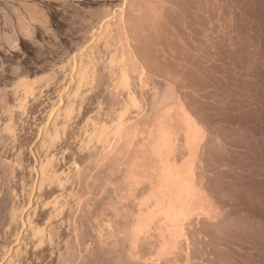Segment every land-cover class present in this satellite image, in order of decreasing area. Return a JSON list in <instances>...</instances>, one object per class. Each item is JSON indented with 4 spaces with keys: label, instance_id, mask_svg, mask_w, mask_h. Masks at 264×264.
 Returning <instances> with one entry per match:
<instances>
[{
    "label": "bare ground",
    "instance_id": "6f19581e",
    "mask_svg": "<svg viewBox=\"0 0 264 264\" xmlns=\"http://www.w3.org/2000/svg\"><path fill=\"white\" fill-rule=\"evenodd\" d=\"M64 1L69 5V0ZM74 1L76 0L71 3ZM109 1L103 2V8L98 10L95 17L85 16L81 19L86 22L82 28L85 36L83 35L82 42H78L75 48L64 56L61 76L51 72L39 77L20 78L11 89L15 93V103L11 101L7 89L0 88V111L8 113L4 130L6 135L10 136L15 135L19 129L17 110L29 108L28 102L30 98L35 97L38 84L44 86L56 79H64L60 80L62 88L51 106L48 121L41 126L36 146L42 150L59 141L68 140L72 123L83 112L86 101L93 94L99 96L96 111H87L81 121L79 147L72 151L73 164L70 168L57 166L56 156L49 152L45 155L39 153L37 157L31 156L35 157L34 163L37 161V166H31L33 163H29L26 167L29 169L31 166L30 173L31 169L36 171L35 179L32 175L33 187L36 186L41 195L49 194L45 195V202L42 198L43 204L46 205L43 207L48 209L44 211V221L35 218L36 211L31 210L33 213L30 211L28 215L26 213V220L22 219L23 226L28 227L27 233L31 231L35 241L46 247L45 244H52L59 234L53 225L55 216L69 209L75 239H67L65 250L60 251L58 264H86L89 256L100 251L112 257L114 261L118 260L119 264H182L186 259L188 261V258L182 257L189 255L185 254L188 250H185L184 246L180 247L184 245L185 239L183 241L181 237V242L178 240L177 243L178 247H171V253L165 238L170 233L169 226L176 225V222L171 221L174 217L179 226L181 223L178 224V221L182 222L180 216L190 214L189 210L183 212L191 203L186 206L183 204L189 203L186 196L190 199L189 195L195 194V191L193 195L192 191L188 193L196 189L190 184V179L196 175L195 172H198L199 176V170L200 175L202 174V169H198L201 166L197 165L202 163V159L198 152L193 150L200 140L203 141L204 130L199 127L198 121L195 122L192 111L186 109L177 80L173 77L158 79L156 70L154 71L155 60L151 59L149 51L157 42L156 27L161 24L158 20L165 8L164 0H114L107 4ZM78 3L87 1L78 0ZM52 5V0H0V17L9 24L8 29L0 33L2 59L9 56L5 54L3 44L13 52L12 56H18L21 50H39L40 45L38 47L37 44H41V41L37 28L53 31V22L60 19L56 10L47 12L46 7L50 8ZM76 6L80 8L78 4ZM51 20H54L53 25ZM202 144L204 143L201 142ZM201 145L199 144L198 148L203 149ZM198 148L197 151L200 149ZM22 150L23 148L16 158L21 166L25 163ZM30 151L33 153L31 149ZM30 151L28 152L31 155ZM193 156L199 157L201 161L196 160V163ZM10 162H0L5 178L11 176L14 168ZM18 168L20 170V167ZM24 179L21 182L23 185ZM193 201L195 200L192 199V203ZM14 203L9 215L17 220L24 215L23 206ZM192 207L191 210L194 209V206ZM175 209L176 215L173 211ZM182 209L183 211H180ZM157 210L160 216L165 214L166 219L171 218L169 221L172 224H167L164 230H169L166 237L165 232H162L166 224L160 225L164 217L162 216L163 220L159 222V212H154ZM171 210L175 216L171 215ZM150 211L160 218L154 219L163 229L159 228L153 219V212L152 219L156 223L148 219L149 215L146 214ZM178 213H182L179 214L180 220L176 217ZM145 215L148 218H145ZM147 219L149 222L152 220L154 225L150 222L152 227L147 226V230L145 226V232L143 225L145 221L148 225ZM15 220L13 221L16 222ZM20 223L18 226L17 222V226L21 230ZM182 223L184 224V220ZM176 229L182 230L183 227ZM173 232L174 230L171 233ZM175 234L173 233L175 240L179 239L180 235L177 238ZM173 235L170 237L173 238ZM174 244L176 245V241L172 242V246ZM164 245L169 247L164 249L170 252L169 255L164 254L166 251H161L163 248L159 251ZM146 250L151 254L144 257ZM162 253L164 257L161 256ZM12 255L8 261L15 264L17 258L13 255L14 260ZM190 262L188 261V264Z\"/></svg>",
    "mask_w": 264,
    "mask_h": 264
},
{
    "label": "rangeland",
    "instance_id": "374dc122",
    "mask_svg": "<svg viewBox=\"0 0 264 264\" xmlns=\"http://www.w3.org/2000/svg\"><path fill=\"white\" fill-rule=\"evenodd\" d=\"M52 1L53 5L46 7V10L50 13L53 9L56 10L60 19H57L58 22L55 20L57 23L50 21L51 25L54 23L53 31L37 28L41 41V44H37L38 47L40 45L39 50H21L18 56H12L13 52L3 44L5 54L9 56L4 59L0 57V88L7 89L13 103L17 100L11 89L20 78L39 77L51 72L62 75L64 56L73 50L78 42H82L85 36L82 28L86 22L81 19L94 16L107 0H86L87 3L74 1L78 6L86 4L79 6L80 8L74 2L71 3L72 0H69V5L63 0ZM112 1L114 0L107 4ZM164 3L165 8L161 15L163 20L160 17L158 23L160 21L161 24L156 27L157 42L149 51L151 59L155 60L154 71L156 70L158 79L173 77L177 80L186 109L192 111V117L197 119H194L195 122L198 121L199 127L204 130V136L203 133L200 135L204 137V142L199 141L200 145L201 142L204 144L201 145L203 149H199L197 143L193 150H196L202 159L201 161L199 157L196 156V159L193 156L196 163V160L202 162L199 161L200 165L197 163L201 166L198 169H202V174L200 175L199 170V176L198 172H195L196 175L190 179V184L196 189H192V186L188 193L192 191L193 195L195 191V196L187 195L195 201L192 203L191 199L190 202L186 196L189 203L185 201L186 204L183 205L191 203L194 209L191 210V205L190 209L182 206L185 209L183 213L190 211V214L180 216L184 224L179 217L182 213L176 216L180 220L178 224L181 223L178 226L177 220L174 221L175 217L172 220L166 219L165 214L160 216L158 210L154 211L159 212V222H162L164 217L160 225L166 224L164 229L161 226L165 237L169 230H164L171 221L176 222L178 227H183L182 230H177L178 227L171 223L173 226H169L170 235L168 234L167 238L163 236L170 248L164 245L159 251L163 248L161 251L164 253L165 247L170 251L174 246L178 247V240L181 242L185 239L184 245H179L182 244L180 247L184 246L185 250H188L185 254L189 255L184 254L182 258H188L189 262L191 260L189 264H264V0H164ZM0 21L1 33L8 29L9 24L7 25L1 17ZM0 40L2 41L1 37ZM60 80L64 81L59 78L49 85L38 84L35 97L30 98L28 102L29 108L18 109L16 112L19 129L15 135H6L4 122L8 113L0 111V162L11 161L15 168L8 178L4 177L6 175H3V169L0 168V264H5L6 261L7 264H13L8 261L12 254L17 258L15 264L17 260L18 264H58L60 251L65 250L67 239H75L69 209L55 216L53 225L59 234L52 244H45L46 247L35 241L31 231L30 235L27 233L28 227L23 226L28 212L36 211L35 218L44 221V211L48 209L43 207L46 206L43 203L45 195L49 194L41 195L38 188L33 187L36 171L31 169L30 173L29 170L31 166H37L34 158L39 156V153L45 155L49 152L56 156L57 166L70 168L73 164L72 151L79 147L81 121L87 111L93 113L97 108L99 96L93 94L86 101L81 115L74 119L68 140L59 141L44 150L39 149L36 143L40 138L41 126L48 121L51 106L62 88ZM18 148H23L24 151L23 166L16 161L20 152ZM33 155L34 158L31 157ZM32 159L34 160L31 161ZM29 163L33 164L28 169L26 165ZM28 173L31 178L27 176ZM22 179L25 181L24 185L21 183ZM14 202L23 206L20 205L24 215L17 220L9 215ZM173 211L171 215L175 216L176 209ZM151 212L153 211L146 214L149 218L146 215L145 218L152 219L151 214L154 212ZM155 213L153 219L158 217ZM100 214L99 217L103 216ZM18 220H22V223ZM152 220V225L155 221L159 225L157 220ZM17 222L18 226L19 223L22 224L23 232L18 228ZM150 222L146 225L145 221V225L142 224L143 229L151 225ZM17 229L18 232L21 231L19 236ZM171 229L174 234L177 231L175 236L178 238L180 235L179 239L175 240ZM169 237L171 239L168 241ZM89 241L91 242V239ZM175 241L177 246H172ZM148 252L149 250L145 251L144 257L151 254ZM170 252L166 251L164 254L169 255ZM163 253L162 257L165 256ZM111 258L100 251L89 256L86 264H119L118 260L115 262ZM182 258L180 257L181 260ZM186 261L187 259L182 264H188Z\"/></svg>",
    "mask_w": 264,
    "mask_h": 264
}]
</instances>
